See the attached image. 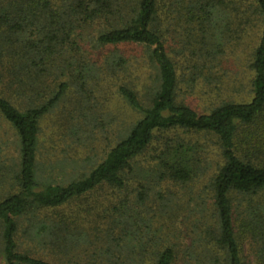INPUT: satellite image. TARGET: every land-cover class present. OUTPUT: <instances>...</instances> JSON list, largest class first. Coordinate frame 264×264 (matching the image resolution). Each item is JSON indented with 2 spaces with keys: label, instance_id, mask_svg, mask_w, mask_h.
<instances>
[{
  "label": "trees",
  "instance_id": "1",
  "mask_svg": "<svg viewBox=\"0 0 264 264\" xmlns=\"http://www.w3.org/2000/svg\"><path fill=\"white\" fill-rule=\"evenodd\" d=\"M89 28L100 48L143 50V66L142 61L113 54L95 71L110 73L117 81V96L141 117L86 174L62 183L49 177L40 182L41 125L70 88V83L60 82L52 90L48 80L65 75L72 66L66 55L80 49L78 30ZM254 28L260 35L248 63V100L231 98L207 113L178 103L181 83L190 93L214 85L227 49ZM3 57L10 60L11 74L18 60V74L27 80L21 84L25 100L18 108L0 94V118L14 133L18 154L16 163L7 156L8 144L0 140V186L17 183V191L0 201V264H65L73 251L79 256V242L96 235L77 233L84 216L67 217L61 210L105 189L126 194L128 175L135 172L139 158L156 138L174 131L213 137L221 156L204 188L208 200L200 192L192 209L194 237L183 248L159 246L158 240L133 233L128 220L111 216L113 225L102 228L103 238L108 235L99 253L87 257L88 264H264V0H0V60ZM190 57L196 60L188 61V73L182 76L180 63ZM144 67L150 69V86L142 83ZM81 71L76 80L93 96ZM139 87H146L147 105ZM152 158L155 170L144 177L151 176L169 194L161 192L153 202L161 203L162 215L175 217L171 197L184 193V186L200 179L208 165L198 149L190 154L183 145L160 150ZM141 187L137 202L128 206L121 199L120 207H111L110 201L97 206L104 212L112 208L117 216L126 207L145 205L150 190ZM43 212L53 214L41 216ZM92 231L102 230L95 226ZM24 237L35 244L34 252L24 250ZM246 245L251 258L245 254Z\"/></svg>",
  "mask_w": 264,
  "mask_h": 264
},
{
  "label": "rangeland",
  "instance_id": "2",
  "mask_svg": "<svg viewBox=\"0 0 264 264\" xmlns=\"http://www.w3.org/2000/svg\"><path fill=\"white\" fill-rule=\"evenodd\" d=\"M80 33L82 34L80 36L82 39L79 36L77 37L80 49H73L74 52L70 50L66 55V57L70 58L69 62H72V66H67L64 76L48 80V84L52 85L51 89L55 88L60 82L70 83V88L69 93L44 117L41 125L38 146L40 182H43L42 178L49 177L57 183H62L69 180L71 176L86 174L95 165L103 161L109 149L119 141V137L127 134L128 130L141 117L139 113L133 111L117 96V85H115L117 81L112 80L110 73L105 72L101 74L99 72L95 74V71L100 66L104 67L103 63L106 57L110 58V55L113 54L131 59L133 63L141 62L143 60V50L140 47L133 46L116 49L100 48L93 41L96 34L92 28L78 30L77 34L81 35ZM259 33V29L254 28L246 37L227 49L221 61L220 72L218 73L219 80H216L211 87L206 86L202 91L198 87L194 92L190 93L185 90V84L181 83L183 90L182 94L178 97V103H184L200 113H207L218 104L231 100V98L236 99V101L248 100V63L250 61V54L259 41ZM170 47L177 49L174 45H170ZM172 49L170 51L171 55L174 53ZM174 56L176 55L173 54V58L176 61L177 57ZM193 60L196 59L190 57L180 63L182 76L188 73L186 72V68L189 62ZM141 64L143 66V61ZM15 65L14 71L16 73L11 74L10 68L12 67L9 58H1L0 79L2 87L0 88V94L18 108V103L25 100L21 91V84L27 79L24 74H18V60L15 61ZM148 69H145V67L143 69L145 74L143 76L144 82L142 83L146 84V86L151 85V81L149 80L150 69ZM79 71L83 75H87L85 83L88 84V88H93L91 89L93 90V96L81 90V83L76 80L77 73L80 74ZM114 79L116 80L115 76ZM216 87L219 90L216 91ZM145 89L146 87L140 89L141 94L139 96L142 103L147 105L148 97L144 94ZM18 93L20 95L19 101ZM88 97L89 100L86 99ZM119 134L121 135L119 136ZM156 139V142L153 143L147 153L136 162L134 166L135 172L128 175L126 194L119 190L105 189L103 192L76 200L61 210L67 217L74 218L77 216L80 218L79 215L84 216V222L80 223L82 227H80L77 233L96 235V237L92 236L91 239L85 242H79L81 246L77 251H79L80 255L76 257L78 252L73 251L69 257V263L65 264H88L87 257L94 255V253H99L103 245V239L108 235L105 233L103 238V229L112 227L113 217L114 220L120 217L128 220V224L132 225L131 227L135 229H133V233L136 231L139 233L137 236L144 239H156L160 244L159 246L173 244L183 248L190 243L194 237L191 231L195 219L192 209L196 208V204L199 203L198 194L200 192H203L202 196L206 197V200L209 198V192L207 193L204 188L221 162L220 152L215 139L204 134L174 131L159 136ZM0 140L8 144V149L6 150L7 156L15 158L17 163L18 154L14 144L16 137L1 118ZM180 145L189 149L190 154H192L193 150L198 149L199 155H202L208 165V171L200 179L184 186L183 190L185 192L191 193L192 190L191 196L184 192L179 196L174 195L171 197V204L173 205L170 206L175 209V217L173 214L162 215L158 212L162 207L159 206L161 203H155L153 200L158 201V196L161 192L167 197L169 195L166 194L167 188L157 187L156 182L151 180V176L147 178L144 176L150 175L155 170L154 164L157 161H155V158H152L153 156H156L160 150L172 151ZM140 185L150 190L148 192L149 198L144 203L145 205L133 207L134 209L126 207L124 209L127 210L119 212L117 216L114 214V209L110 208L104 212L97 206L98 202L103 205L104 202L110 201L111 207L115 205L120 207V199L124 202L125 206H128V203L137 202V192L141 191L142 188ZM172 187L170 185V192H174V187ZM178 188L182 190L181 187ZM15 191H17V183L8 181L6 184L0 186V201ZM191 197L192 199L194 197V200ZM43 213L40 215L53 214L51 212ZM154 213H157L155 218L149 220ZM49 219L51 220V218ZM23 222H26V219ZM95 226L101 228L102 231L99 234L92 231ZM1 229L0 226V234ZM23 241L27 244L26 248L23 247L24 250L27 249L34 252L33 246L35 244L28 242V240L26 241V237H24ZM1 246L0 240V263H2ZM39 254L41 256L42 252ZM245 254L251 258L247 245ZM53 258L59 260L60 257L54 256Z\"/></svg>",
  "mask_w": 264,
  "mask_h": 264
}]
</instances>
